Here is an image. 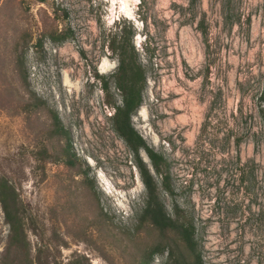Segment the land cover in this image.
I'll return each instance as SVG.
<instances>
[{
    "label": "rangeland",
    "instance_id": "rangeland-1",
    "mask_svg": "<svg viewBox=\"0 0 264 264\" xmlns=\"http://www.w3.org/2000/svg\"><path fill=\"white\" fill-rule=\"evenodd\" d=\"M49 26L72 37L43 36ZM120 26L145 74L130 122L166 159L172 194L160 189V200L192 223L194 253L172 234L136 231L145 188L111 120L121 94L106 40ZM104 62L113 69L100 72ZM27 90L44 103L35 113ZM262 91L264 0H0V178L19 195L31 254L45 245L49 264H143L162 247L153 255L166 252L165 264H194L195 253L201 264H264ZM47 111L69 133L76 169L57 160ZM7 234L0 207V257Z\"/></svg>",
    "mask_w": 264,
    "mask_h": 264
},
{
    "label": "trees",
    "instance_id": "trees-1",
    "mask_svg": "<svg viewBox=\"0 0 264 264\" xmlns=\"http://www.w3.org/2000/svg\"><path fill=\"white\" fill-rule=\"evenodd\" d=\"M227 1V0H226ZM43 3L45 0H38ZM57 18H66V15H56ZM118 39L113 37L107 39L106 44L117 59V71L114 80L116 89L121 94V104L113 105V115L111 120L116 134L123 139L126 146L135 156V168L138 170L140 180L145 188L146 202L144 208L137 217L136 231L142 229L148 232H157L161 234H172V238L183 242L185 249L195 252L194 229L188 220H182L178 215L177 209L174 210L175 218L169 217L164 205L160 200V189L165 193L172 194L170 186V174L166 159L150 149L142 137L132 127L130 119L141 105V92L145 85L144 70L137 59V52L133 46L132 32H127L126 27H118ZM48 35L54 41H64L72 37L69 28L63 31H57L56 28L48 27L43 31V36ZM40 46V44L38 45ZM18 71L22 75V57L18 56ZM109 82L103 80L100 84L103 91L108 90ZM26 88V87H25ZM30 101L25 104L24 108L31 113L37 112L44 106L43 101L39 100L33 92L27 90ZM262 101L261 108L264 111V91L260 93ZM50 120V127L47 131L49 139L61 141L58 149L57 160L61 161L68 168H77V157L72 151L70 145L69 133L61 125L57 115L54 112L47 111ZM144 151L149 160L152 170L139 157V152ZM48 148L42 147L38 152L39 162H44L48 155ZM77 175H86L83 171H76ZM89 186L92 182H86ZM0 207L3 212L4 222L8 226V234L4 250L0 257L1 264H49L46 258L48 246L41 245L35 249L34 255L31 253V246L27 240L28 219L23 211L19 195L16 189L9 184L4 178H0ZM102 214V213H101ZM174 241V240H173ZM162 247H156L147 254L143 264H148L152 255L161 250ZM185 259V257H184ZM70 264V263H68ZM194 264H201L199 256L194 254Z\"/></svg>",
    "mask_w": 264,
    "mask_h": 264
},
{
    "label": "bare ground",
    "instance_id": "bare-ground-1",
    "mask_svg": "<svg viewBox=\"0 0 264 264\" xmlns=\"http://www.w3.org/2000/svg\"><path fill=\"white\" fill-rule=\"evenodd\" d=\"M111 69H113V64L109 63V62H104L101 65L99 70H100V72L105 73V72H107V71H109ZM62 84H63V86L69 88V90H70V88H74L75 87L73 85V83H71L70 80L67 78V76L63 77ZM137 115L139 116V118L142 117V115H143L142 111L138 110L137 111Z\"/></svg>",
    "mask_w": 264,
    "mask_h": 264
},
{
    "label": "built area",
    "instance_id": "built-area-1",
    "mask_svg": "<svg viewBox=\"0 0 264 264\" xmlns=\"http://www.w3.org/2000/svg\"><path fill=\"white\" fill-rule=\"evenodd\" d=\"M167 260V253H157L152 256L150 264H165Z\"/></svg>",
    "mask_w": 264,
    "mask_h": 264
},
{
    "label": "water",
    "instance_id": "water-1",
    "mask_svg": "<svg viewBox=\"0 0 264 264\" xmlns=\"http://www.w3.org/2000/svg\"><path fill=\"white\" fill-rule=\"evenodd\" d=\"M149 161V160H148ZM146 163L148 164V162L146 161ZM149 166V165H148ZM149 168H150V166H149ZM151 170V169H150ZM151 172H152V170H151Z\"/></svg>",
    "mask_w": 264,
    "mask_h": 264
}]
</instances>
